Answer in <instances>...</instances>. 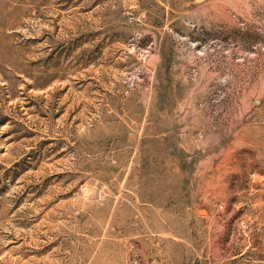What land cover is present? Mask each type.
Here are the masks:
<instances>
[{"label":"rangeland","instance_id":"rangeland-1","mask_svg":"<svg viewBox=\"0 0 264 264\" xmlns=\"http://www.w3.org/2000/svg\"><path fill=\"white\" fill-rule=\"evenodd\" d=\"M0 264H264V0H0Z\"/></svg>","mask_w":264,"mask_h":264}]
</instances>
